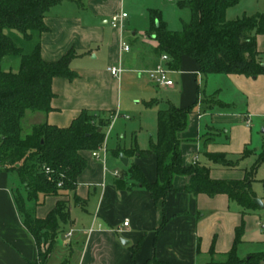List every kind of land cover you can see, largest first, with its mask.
<instances>
[{"label":"crops","instance_id":"1","mask_svg":"<svg viewBox=\"0 0 264 264\" xmlns=\"http://www.w3.org/2000/svg\"><path fill=\"white\" fill-rule=\"evenodd\" d=\"M168 1L178 10L184 9L177 6L178 0ZM151 10L160 12L170 30L181 28H172L167 13L151 0H82L81 3L63 0L50 7L44 17L48 29L23 46L29 49L38 42L41 58L49 62L72 51L69 67L75 76L52 78L51 110L27 111L21 121L23 134L43 123L67 127L82 110L125 115L123 112L129 105L123 100V92L128 91L123 82L132 83L136 76H146L140 71L153 67L160 59L157 42L148 32ZM121 11L127 16L121 25L111 26L110 17ZM172 11L181 14L175 7ZM261 12H264V0H239L226 9L225 16L230 20ZM179 19L181 26L183 21H188ZM15 34L23 40L20 34ZM255 41L257 50L264 52V32L257 34ZM122 42L129 45L128 50L121 48ZM113 66L122 68L120 76L110 73L109 67ZM17 67L18 61L5 68L16 70ZM171 78L174 84L169 87L152 84L156 91L168 93V98L152 95L144 101L146 108H156V128L154 134L149 132L150 142L154 141L153 135L156 137L157 111L165 108L167 101L178 107L193 105L187 126L177 134L183 164L198 162L209 168V176L215 180H242L258 155L264 152V135L258 137L257 133L254 137L256 125L264 126V74L255 77L234 73L204 75L198 71L194 59L183 56ZM148 101L155 102L148 106ZM115 119L107 126L108 132ZM23 124L27 126L26 131ZM139 130L141 126L134 132ZM260 132L264 133V128ZM122 136L118 135V141ZM135 139L134 144L120 147L117 143L110 150L114 160L119 159L115 149L124 151L120 153L128 158V164L125 166L120 161L122 170L117 167V161L108 163V156L101 160L100 156L91 155L92 150L82 151L87 163L75 189L79 203H75L72 193L67 197L40 196L42 202L38 205L34 201L26 202L33 217L43 218L58 199L69 200L71 220L58 233L51 252L66 246V261L70 245L74 249L77 242L80 243L77 264H131L132 258L137 264L150 259L172 264H204L224 259L241 224L243 233L236 247L238 257L264 252V227L260 225L264 219V180L262 198L256 196L253 183L264 161L256 168L251 182L254 198L260 199L262 206L256 204L254 209H244L224 193L208 196L186 192L184 187L189 177L185 175H175L174 190L155 203L146 189L128 188L129 180H120L121 173L130 164L137 165L148 181L156 179L155 157L130 153L133 148H148L150 142L148 146L140 145ZM257 141H261L259 153L256 148H250ZM105 152L107 155L108 149ZM207 152L222 153L235 165L213 162ZM255 156L247 168L244 162ZM17 185V173L0 167V264H31L37 259L33 237L17 210L14 198ZM124 221L127 225H123ZM70 230L72 233L67 236ZM51 252L47 262L52 258ZM259 264H264V256Z\"/></svg>","mask_w":264,"mask_h":264},{"label":"trees","instance_id":"2","mask_svg":"<svg viewBox=\"0 0 264 264\" xmlns=\"http://www.w3.org/2000/svg\"><path fill=\"white\" fill-rule=\"evenodd\" d=\"M63 0H0V167L15 171L18 185L14 192L17 210L23 225L33 237L37 259L31 264H47V258L55 245L56 237L70 222L69 200L58 199L43 218L33 217L26 208L27 201L40 204V196L75 195L78 177L87 160L82 151L96 150L104 142V128L110 124L114 112L82 110L67 127L48 123L35 125L23 134L21 121L27 111L51 110L53 96L51 80L55 76L73 78L69 51L57 61H45L40 55L38 42L29 49L19 45L16 34L28 42L48 29L44 22L46 12ZM81 3L82 0H72ZM239 0H178L179 8L190 11L188 21H183L179 30H170L157 10L150 11L149 34L157 42V51L168 55V67L178 70L183 56L195 60L198 71L234 73L247 77L264 74V52L256 48L255 37L264 32V12L243 14L228 20L226 9ZM19 57L16 70L5 68L7 57ZM155 101H148V106ZM193 106V105H192ZM192 106L178 107L167 101V106L157 111V131L154 141L142 150L133 148L130 153L149 158L154 156L156 179L148 181L141 169L127 166L120 180H129L127 187H142L149 191L156 203L174 190L175 175L188 176L184 190L189 193H204L208 196L224 193L244 209L256 208L251 182L255 170L264 161L260 153L242 180H215L209 176V168L198 162L184 165L177 136L187 126ZM124 152L115 149V154ZM213 162L225 166L235 165L222 153H206ZM43 166L50 172L46 173ZM60 183V184H59ZM242 224L235 230L232 248L221 261L211 260L204 264H259L264 252L238 257L237 244L241 241ZM46 247L43 248L44 244ZM69 255L72 254L70 245ZM131 264H137L132 258ZM142 264H172L147 260Z\"/></svg>","mask_w":264,"mask_h":264},{"label":"rangeland","instance_id":"3","mask_svg":"<svg viewBox=\"0 0 264 264\" xmlns=\"http://www.w3.org/2000/svg\"><path fill=\"white\" fill-rule=\"evenodd\" d=\"M153 4H157L159 7L163 8V10L167 13L169 20H170V26L172 28H180L181 23L180 19L182 18L184 20H188L189 18V10L188 9H182L178 10L174 4H172L171 1L168 0H151ZM174 1V0H172ZM175 7V10L180 11L181 14L177 15L175 14V11H172ZM159 10H161L159 8ZM176 26V27H175ZM16 42L19 45H26V41L22 39H17L15 37ZM23 42V43H22ZM10 59L12 61H10ZM18 61L19 65V57H11L7 60V62H4V66L6 67L7 64H11L13 62ZM18 68V67H17ZM147 77L142 76H136V78L132 81V83H126L123 82L124 89L127 88V93L123 92V100L129 105L128 110L124 111L123 113L127 116H129V119H125L124 116H117L114 122L112 123L109 132L107 131L108 128H104V133H106V138L103 144V147L98 149V154L100 155L101 160L103 159V156H108V163H111L113 161H117L118 164L117 167L122 170L123 166L120 162V159L114 160L113 156L111 154V148L116 147V144L119 143L120 147H123V145L127 146L128 144H134L136 141V137L138 140V143L141 144H149L150 142V133L155 132L156 128V108H146L144 106L145 99L149 98L150 96H156L159 99H166L168 98V93L158 90L156 91L154 86H152V83L147 81ZM138 103V104H137ZM110 125V124H109ZM108 125V126H109ZM139 126H141L142 130H139V133L134 132V130H138ZM24 130H27L26 124H23ZM264 128V126L256 125L255 131L258 137L260 135H264V133H261L260 131ZM150 129V131H149ZM108 132V133H107ZM150 132V133H149ZM118 135H123L122 138L118 141ZM152 140H154V135L151 137ZM256 142V141H254ZM250 148H256V152L259 153L261 151V141H257V143H253L250 145ZM264 148V147H262ZM106 149H108L107 155H106ZM255 157H250L246 162H244V165L247 166V168H250L251 164L255 160ZM256 179L254 183V191L257 197L262 198L263 196V180H264V165L261 164V166L258 168L256 173ZM82 237H79L78 240L81 242ZM79 246L76 242L74 249H72V254L68 256V260L65 261L66 258V246L55 248L52 253V258L48 260L47 264H77V259L79 256ZM54 254V255H53Z\"/></svg>","mask_w":264,"mask_h":264},{"label":"built area","instance_id":"4","mask_svg":"<svg viewBox=\"0 0 264 264\" xmlns=\"http://www.w3.org/2000/svg\"><path fill=\"white\" fill-rule=\"evenodd\" d=\"M126 16H127V13L123 12V11L113 14L110 17L111 26L114 27L116 25H121L122 20ZM121 48L126 51L129 49V45L125 42H122ZM168 60H169L168 55L165 53H162L160 55L159 61L153 67L148 68V69L143 70V71H140V73H144L146 75V77L149 79V81L157 87L172 86L174 84V81L171 78V73H173L175 70L168 67V65H167ZM109 71L114 76H120L122 68L113 66V67H109ZM117 116H118V114L114 113L112 118H115ZM103 144L99 148H102ZM98 149L93 150L91 152V155L93 157H99L100 156L98 154V151H97ZM43 169L45 170L46 173L50 172V169L47 166H43ZM123 225H127V221H124ZM260 225H261V227H264V219L260 222ZM71 233H72V231L70 230V231H68V233L66 235L69 236V235H71ZM44 247H46V245H44L43 248Z\"/></svg>","mask_w":264,"mask_h":264},{"label":"water","instance_id":"5","mask_svg":"<svg viewBox=\"0 0 264 264\" xmlns=\"http://www.w3.org/2000/svg\"><path fill=\"white\" fill-rule=\"evenodd\" d=\"M119 159L123 163V165L126 166L128 164V158L125 157L122 153L119 154ZM253 201H254L255 204H258V205L262 206V203H261L260 199L254 198ZM122 242L126 243V241H124V240H122Z\"/></svg>","mask_w":264,"mask_h":264}]
</instances>
